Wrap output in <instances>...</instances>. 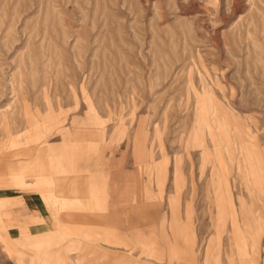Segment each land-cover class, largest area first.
Returning a JSON list of instances; mask_svg holds the SVG:
<instances>
[{"label": "rangeland", "instance_id": "374dc122", "mask_svg": "<svg viewBox=\"0 0 264 264\" xmlns=\"http://www.w3.org/2000/svg\"><path fill=\"white\" fill-rule=\"evenodd\" d=\"M0 198V264H264V0H0Z\"/></svg>", "mask_w": 264, "mask_h": 264}, {"label": "crops", "instance_id": "0c3cea01", "mask_svg": "<svg viewBox=\"0 0 264 264\" xmlns=\"http://www.w3.org/2000/svg\"><path fill=\"white\" fill-rule=\"evenodd\" d=\"M27 135L25 134L24 135V138L21 139V140H24V143H25L26 146L29 145V141H30L29 135H30V132ZM40 166H41V169L44 168L43 165H40ZM13 196L14 195H6V196H3V197L4 198H12ZM14 197H17V195H15ZM20 199H21L22 202H24V204H22V206H21V212H20L21 216L22 215L23 216L29 215L31 213L30 210L33 211V210L38 209L39 208V205L36 202H41V200H42V199L40 200L39 197L38 198H34L33 196H31L29 194H25V193L21 195V198ZM0 202H1V198H0ZM23 222H25V221H23ZM0 239H2L4 242L6 241L4 239V237H3V233L1 232V229H0ZM105 239L108 240V238H105ZM5 249L8 251L10 257L14 258L15 261L20 262L21 255L17 251H15L6 242H5ZM84 255L85 254H82L81 256L84 257ZM21 262H23V261L21 260Z\"/></svg>", "mask_w": 264, "mask_h": 264}]
</instances>
